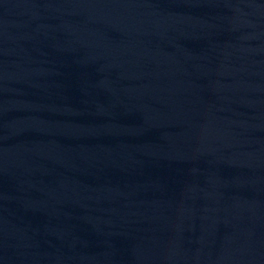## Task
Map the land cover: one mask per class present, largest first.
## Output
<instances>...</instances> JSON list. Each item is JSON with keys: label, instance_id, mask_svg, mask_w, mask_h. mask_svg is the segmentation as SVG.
I'll return each instance as SVG.
<instances>
[{"label": "water", "instance_id": "obj_1", "mask_svg": "<svg viewBox=\"0 0 264 264\" xmlns=\"http://www.w3.org/2000/svg\"><path fill=\"white\" fill-rule=\"evenodd\" d=\"M0 202L51 264H264V0H0Z\"/></svg>", "mask_w": 264, "mask_h": 264}]
</instances>
